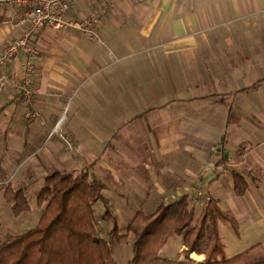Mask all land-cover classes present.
I'll list each match as a JSON object with an SVG mask.
<instances>
[{"label":"crops","instance_id":"obj_1","mask_svg":"<svg viewBox=\"0 0 264 264\" xmlns=\"http://www.w3.org/2000/svg\"><path fill=\"white\" fill-rule=\"evenodd\" d=\"M69 14L93 16L96 36L73 28L36 36L38 120L1 91L0 151L27 152L28 182L88 171L120 226L182 195L193 203L200 185L235 221V229L218 221L223 242L222 230L254 232L230 250L224 242L228 256L264 245V0H73ZM16 18L0 8V51L20 34ZM105 207L95 214L104 230L113 225L101 219ZM182 248L178 235L159 253L175 259Z\"/></svg>","mask_w":264,"mask_h":264},{"label":"trees","instance_id":"obj_2","mask_svg":"<svg viewBox=\"0 0 264 264\" xmlns=\"http://www.w3.org/2000/svg\"><path fill=\"white\" fill-rule=\"evenodd\" d=\"M103 190V182L88 171L73 174L56 170L45 176L36 194L41 208L36 222L18 234L0 231V264H118L112 251L114 243L131 247L126 264H264L261 242L231 256L226 254L218 221L227 219L234 229L236 224L211 199L196 213L195 201L182 195L159 203L152 212L138 210L120 226L112 219ZM3 200L14 214L29 209L24 188L6 185ZM96 203L106 206L101 219L113 221L107 240L98 236L101 227L94 212ZM178 235L183 245L178 257H162L160 249ZM192 252L204 255L203 261L189 258Z\"/></svg>","mask_w":264,"mask_h":264},{"label":"built area","instance_id":"obj_3","mask_svg":"<svg viewBox=\"0 0 264 264\" xmlns=\"http://www.w3.org/2000/svg\"><path fill=\"white\" fill-rule=\"evenodd\" d=\"M73 0H0V8H14L17 18L14 26L20 34L10 39L0 51V92L10 89L14 96L24 106V117L33 119L37 112L32 105V86L35 76V61L39 56V50L35 45V38L46 28L59 31L73 28L88 36H96L93 27L94 17L88 15L83 19H74L70 16V8ZM17 63V70L9 67ZM59 125V123H57ZM56 128L50 132H56ZM197 205L203 206L211 198L200 185H197ZM99 227H101L98 221ZM102 227L99 230V238L103 237Z\"/></svg>","mask_w":264,"mask_h":264},{"label":"rangeland","instance_id":"obj_4","mask_svg":"<svg viewBox=\"0 0 264 264\" xmlns=\"http://www.w3.org/2000/svg\"><path fill=\"white\" fill-rule=\"evenodd\" d=\"M37 118L35 119L38 120ZM57 123L53 126L51 131L54 130V128H56V130L58 131L59 125H57ZM25 153L27 152H24V150H20L19 152H10L9 154H5L4 152L0 151V171L2 174L0 176V231L2 232L6 231L18 234L26 231L29 226L36 222L41 212V208H39L36 204V194L41 187L43 180L28 182V174H26V172L28 171V160L26 158L23 159V157L21 158V156H23ZM4 161H7L5 164L7 169L4 168ZM5 176H7V180L12 186L17 188H24L26 190V195L29 201L28 211L14 214L11 206L9 204H5L2 194L3 188H5L6 185L1 182ZM96 204L94 205V208L98 206L97 209L95 208V214L97 215L101 203H98L97 205ZM129 204L131 205H128V211L132 212L135 204H138V202L131 201ZM111 228L112 227L110 226L109 229H105L102 237L103 240L108 239L106 233H108ZM248 229L249 226H241L239 232L230 231V233H226L222 230L221 234L223 233L222 235L224 236V242L227 244V250H230L234 246L246 241L248 237L254 233L253 231ZM177 243H179L178 239L167 243V245L163 249V253H165V250H168L169 248L176 249L178 245ZM130 250L131 247L129 245H127L125 248H122L114 243L112 251L116 262L118 264H126L131 256Z\"/></svg>","mask_w":264,"mask_h":264},{"label":"bare ground","instance_id":"obj_5","mask_svg":"<svg viewBox=\"0 0 264 264\" xmlns=\"http://www.w3.org/2000/svg\"><path fill=\"white\" fill-rule=\"evenodd\" d=\"M193 256H195V255H193Z\"/></svg>","mask_w":264,"mask_h":264}]
</instances>
